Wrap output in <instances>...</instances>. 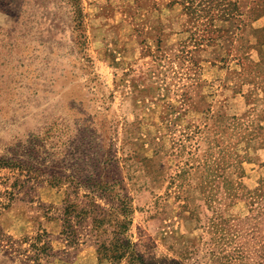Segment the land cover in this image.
Instances as JSON below:
<instances>
[{
	"label": "rangeland",
	"instance_id": "1",
	"mask_svg": "<svg viewBox=\"0 0 264 264\" xmlns=\"http://www.w3.org/2000/svg\"><path fill=\"white\" fill-rule=\"evenodd\" d=\"M0 253L264 264V0H0Z\"/></svg>",
	"mask_w": 264,
	"mask_h": 264
},
{
	"label": "crops",
	"instance_id": "2",
	"mask_svg": "<svg viewBox=\"0 0 264 264\" xmlns=\"http://www.w3.org/2000/svg\"><path fill=\"white\" fill-rule=\"evenodd\" d=\"M89 249H91V246L89 247ZM0 264H3L2 263V255H1V253H0Z\"/></svg>",
	"mask_w": 264,
	"mask_h": 264
},
{
	"label": "trees",
	"instance_id": "3",
	"mask_svg": "<svg viewBox=\"0 0 264 264\" xmlns=\"http://www.w3.org/2000/svg\"><path fill=\"white\" fill-rule=\"evenodd\" d=\"M69 198H70V195H68V199L66 200L67 202H70L71 201ZM100 248H101V245H100L99 249Z\"/></svg>",
	"mask_w": 264,
	"mask_h": 264
}]
</instances>
